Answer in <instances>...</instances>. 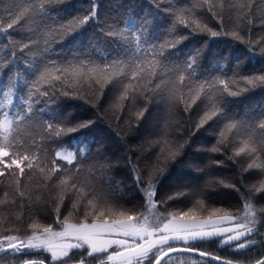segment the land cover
<instances>
[{"label": "snow or ice", "instance_id": "obj_1", "mask_svg": "<svg viewBox=\"0 0 264 264\" xmlns=\"http://www.w3.org/2000/svg\"><path fill=\"white\" fill-rule=\"evenodd\" d=\"M255 3L144 0L121 5L119 17L101 22L98 0L87 7L78 0H0V257H11L0 264H264V205L257 207L264 200V104L241 113L229 100L264 90V68L245 73L254 61L264 64V31L251 37L253 28L264 30V14L258 23L253 17ZM53 5L63 15L52 16ZM209 17L218 28L209 26ZM90 22H96L92 36L86 35ZM17 29L26 30L23 39H11ZM196 36L209 40L184 49ZM218 37L236 42L231 51H212L209 41ZM109 91L115 92L109 107L119 111L118 123L127 111L139 127L161 92L173 109L199 110L188 140L162 134L139 155H126L123 171L143 211L117 208L96 192L97 170L110 184L122 183L107 175L121 161L104 155L107 148L90 135L97 121L74 122L60 105L51 107L62 97L86 103L94 97L99 110ZM206 127L215 142L198 152L211 154L209 172L235 169L233 177L208 185L239 193L241 207L209 208L198 198L186 211L165 214L160 209L185 193L162 198L160 185ZM30 130H38L39 140L26 144L21 132ZM184 131L177 127L178 134ZM88 160L94 163L84 175ZM36 171L41 177L32 186ZM41 211L51 222L41 220ZM13 214L19 223H12ZM217 240L233 259L194 243Z\"/></svg>", "mask_w": 264, "mask_h": 264}, {"label": "trees", "instance_id": "obj_2", "mask_svg": "<svg viewBox=\"0 0 264 264\" xmlns=\"http://www.w3.org/2000/svg\"><path fill=\"white\" fill-rule=\"evenodd\" d=\"M79 3H82L84 7L88 6V0H78ZM144 2V0H98L99 3V17L102 22L106 17L111 19L119 17L124 11L121 8V5L128 4H137ZM174 4H184L187 5L190 0H172ZM52 8L54 11H51L52 16L63 15L62 9L60 6L53 5ZM259 9L260 11H257ZM264 14V3L261 0H256L255 5L253 6V17L256 19L257 23ZM161 23L164 22L165 16L161 14L159 16ZM7 21H5L6 23ZM210 27L218 28L216 20L211 17L207 20ZM225 26L228 29H231L232 23L230 20H225ZM96 22H90L87 27L86 35L92 36L96 33ZM26 30L17 29L11 36V39H23ZM262 29L255 27L252 30L251 37L256 39L259 35L262 34ZM18 34V35H17ZM247 39V34H245ZM204 40H209L208 37L196 36L190 38L184 45V49L190 50L192 47H195L202 43ZM212 46L213 52L218 51H231L233 45L236 43L231 40L230 37H218L209 41ZM59 50L60 46H56ZM241 48L244 46L241 45ZM258 51V49H257ZM254 66H248L245 69V73H253L259 71L261 68H264V64L253 62ZM114 91H109L106 95H111ZM105 95V96H106ZM104 96V97H105ZM111 98V96H110ZM115 98V97H114ZM167 99L166 93L161 92L156 95L153 102L149 105V110L145 114L143 120L140 121L139 127L136 126L135 120L133 119L129 122L128 112L125 111L123 114V119L118 123L116 116L120 115L119 111L113 112L110 109V105L114 103L110 99L109 103L104 102V98L99 102V110L92 107V103H95L94 97H90L91 103H86L84 100L70 99V98H60L57 100L56 104L51 105L52 108H56L57 104L60 105V108L64 112L65 117H72L75 121H86V120H96L97 124L93 128L90 135L94 136L99 140L104 147L107 148V152L104 155L112 156L113 160L119 159L121 161V167L118 170H114L107 175H112L116 180L122 181L121 184H116L115 181L109 183L106 176H104L105 181L110 184V189L114 192L115 196L121 200L133 204L134 200L141 199L139 194L136 192L134 186L132 185V180L129 176H126L123 171L124 160L127 154H130L133 150L136 151V154L139 155V150L146 148L148 142L156 138V133H158V124L163 122L167 116V113L171 115L173 112L177 111L170 107L169 103L165 100ZM231 101L230 107L233 112L240 111L241 113L250 111L257 104H264V90L257 88L253 91H250L244 94L241 97L229 98ZM19 103V100L16 101ZM143 101L141 102V106ZM198 109L192 111L191 113H184L182 109L180 110L182 118L184 119V129L182 133V138L188 140L193 132H195V122L197 121ZM107 112V116L103 114ZM103 116V118H101ZM167 119V118H166ZM21 137L24 139L26 144H31L33 139L39 140L38 130H30L27 132H21ZM214 135L211 128L201 129L199 132L195 133L194 142L191 144V150L185 148L186 155L184 156L183 164L176 171H173L171 175H168V180H164L160 185V195L165 197L166 194L162 193L161 190L164 188L168 195L180 191L188 193L189 190H204L200 191L197 196H204V198L209 197V202L221 203L226 205L229 210L236 212L240 206L239 193L230 190L224 189L218 186L208 185L209 181L215 179H228L235 175V169L228 166L225 169L216 170L210 175L207 173L209 165V156L210 153L205 154L202 151L198 152V149H204L211 147L214 143ZM95 155V150H93V156ZM223 159V157H221ZM135 159V157H134ZM94 162L93 160H88L87 162ZM171 168V165H169ZM41 177L39 171L35 172V175L32 176L30 184L33 181ZM254 179V177H253ZM251 180H246L245 183H249ZM6 183V181H5ZM1 190H4L3 186H0ZM204 193V194H203ZM264 205V200L257 202V207ZM27 209V208H26ZM29 214V209L25 211ZM198 247L207 249L214 253L221 255L222 257L233 259L235 254L227 247H220L219 241L214 243L211 241L208 242H194ZM251 254V253H250ZM11 257H7L4 261L10 260Z\"/></svg>", "mask_w": 264, "mask_h": 264}, {"label": "rangeland", "instance_id": "obj_3", "mask_svg": "<svg viewBox=\"0 0 264 264\" xmlns=\"http://www.w3.org/2000/svg\"><path fill=\"white\" fill-rule=\"evenodd\" d=\"M110 96H111V98H110ZM114 97H115V92H112L111 95H106L104 97V102L109 103L110 99L112 101L115 99ZM94 100H95V98H94ZM165 100L168 102V100L166 98H165ZM182 114L183 113H181L180 110L173 112L171 115H169L167 113V116H166L167 119L165 118V120L163 122H159V124H158V127L159 126H161V127L158 128V131H157L158 133H156V137L158 135L167 134L172 139H175L178 141H183L184 139L182 138V134L177 133V127L178 126L183 127L185 122H186L182 118ZM92 163H94V162L90 161V162L85 163L84 175H87L88 165H90ZM207 173L209 175L211 174L209 171H207ZM39 180H40V178L33 181L31 185L35 186ZM164 180H168V178H166ZM93 183L95 185V189H96V192L98 193V195H100L101 198L107 200L109 203L114 204L117 208H125V209L135 208V210H137V211H143V208H142L143 200L136 199V200H134L133 204H129L128 202L121 200L118 197H116L114 192L110 189V186H109L110 184H108L105 181L104 176L100 173L99 170H97V172L93 176ZM202 190H204V188ZM202 190H195V191L189 190L188 193H186V195L182 196L177 201H170L168 206L162 207L160 209V211L165 213V214L169 211H186L188 208L193 206L195 200L198 198H203L206 201V204L209 208L217 207V208L228 209L226 207V205H222L221 203L209 202V200H210L209 197L204 198V196H197L198 193ZM2 192H3V190H1L0 194H2ZM161 192L168 195L166 192V189H164V188L161 190ZM161 197L163 198V196H161ZM240 207H241V205L237 206V208H240ZM27 210L28 209L24 210V221L23 222L25 224L28 222V219H29V214H27L25 212ZM231 211H233V210H231ZM32 213H33V215H35V209L32 210ZM39 215H40V218L43 222H51V220L45 216L43 211H41ZM12 223H19V221L15 220V214H13Z\"/></svg>", "mask_w": 264, "mask_h": 264}, {"label": "flooded vegetation", "instance_id": "obj_4", "mask_svg": "<svg viewBox=\"0 0 264 264\" xmlns=\"http://www.w3.org/2000/svg\"><path fill=\"white\" fill-rule=\"evenodd\" d=\"M6 259V256L5 257H0V260H5Z\"/></svg>", "mask_w": 264, "mask_h": 264}, {"label": "water", "instance_id": "obj_5", "mask_svg": "<svg viewBox=\"0 0 264 264\" xmlns=\"http://www.w3.org/2000/svg\"><path fill=\"white\" fill-rule=\"evenodd\" d=\"M225 258V257H224ZM227 259H229V258H227Z\"/></svg>", "mask_w": 264, "mask_h": 264}]
</instances>
